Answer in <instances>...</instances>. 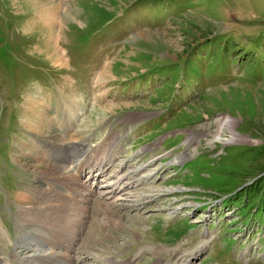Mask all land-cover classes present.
<instances>
[{"label":"rangeland","instance_id":"1","mask_svg":"<svg viewBox=\"0 0 264 264\" xmlns=\"http://www.w3.org/2000/svg\"><path fill=\"white\" fill-rule=\"evenodd\" d=\"M22 2L0 0L1 263L21 264L39 232L77 264H264V0H56L61 60L37 52L51 31L29 32L43 20ZM58 95L70 110L58 125L81 106L80 145L118 151L114 170L43 171L37 155L56 145L31 149L39 137L28 103ZM226 118L234 122L222 130ZM58 125L52 134L66 131ZM123 165L143 168L103 194ZM140 178L150 182L132 190ZM59 193L87 197L91 213L49 225Z\"/></svg>","mask_w":264,"mask_h":264},{"label":"bare ground","instance_id":"2","mask_svg":"<svg viewBox=\"0 0 264 264\" xmlns=\"http://www.w3.org/2000/svg\"><path fill=\"white\" fill-rule=\"evenodd\" d=\"M58 3L56 2V0H26L25 3L22 2V5L23 6H31L34 9H38L40 11V12L38 11L39 12L38 14H39L40 18L43 20V23L33 25L30 28L29 32H31V30H33V29H37V31H39V32L36 31L37 33L44 32L45 30L48 32L51 31L50 42L49 41L44 42V46L41 47L40 49L38 48L37 52L41 51V52L48 54V55L52 54L58 60H61L62 56L59 53V51L57 50V48L55 47V44H53V41H54L53 39L58 38L57 35L52 33L53 31H55V25L57 22H55V18H52V20H51V17H53V15L49 14L50 11L54 12L57 10ZM23 6H21V7H23ZM21 9H23V8H21ZM49 15H50V18H49ZM43 98H42L43 99L42 102L39 99L38 100L33 99L28 103V104H30L28 106V111L32 113V117H33V118L32 117L31 118H32V120L36 119V121L38 123V126L34 127V130L36 132H38V137H39V138H34L33 143H32V145L34 147L31 149H34V150L37 149L38 150V148L36 146L39 144H37L38 142H36V141H38L39 139L49 140V142L54 143L56 145V146H53V148L49 147L48 151L46 150V153L49 152V157L37 155V156H39L40 161H42L43 163L47 162V166L43 167L44 168L43 171L44 172L51 171L52 173L58 172L59 174L64 173V174H68L69 176L80 177V176H83V174L85 173V166H89L91 168L96 167V170H100V176L104 175L110 169L114 170V163H115L116 159L118 158L117 154L120 155V153H117L115 155L113 153H116L118 151H115L113 148H112L113 150L109 149L110 146H107L106 148H101V149H100V147L98 149L95 148V150L92 147H89L88 149H86L85 140H82L83 144L80 145V143L78 141L79 140L78 137L81 134V128L79 125H77L78 124L77 118L79 120V116L81 114V112L79 113V111L80 110L83 111V108L81 106H77L80 108L75 112L76 114H78L77 115L78 117H76L75 113L73 112L71 114L72 118H70L68 121L64 120V124L61 127L66 128V131L62 130L60 133L52 134L51 130L56 129V127H57L56 124L58 125L59 119H61V117L66 118L68 116L70 110L67 109V104H66L67 101H66L65 97H63L61 95L54 96L51 101L47 100L46 97H43ZM46 104H48V105H46ZM71 108H73V107H71ZM53 110H54L53 113H55L54 115H56V117H58V120L56 118L52 117L53 114L51 113V111H53ZM55 119H56V121H55ZM63 119H61V120H63ZM31 121H30V123H31ZM233 122H234L233 120L231 121V119L226 118L222 124V130L225 128V126H227L231 123L233 125ZM27 126H28V124H27ZM31 126L32 125L30 124V127ZM68 128H69V130H68ZM71 128H72V131H74V132H72V136H70V132H71L70 129ZM78 146H79V148H78ZM80 146H83V147L80 148ZM109 150L112 153L109 152L110 154H107L108 153L107 151H109ZM59 151H60V153L58 155H56L55 152H59ZM78 154H80L78 157V160H75V156ZM63 157L65 159L66 158L70 159L73 157L74 161L72 162L73 165H71V168H69L67 166H62L60 164L58 165L55 163H50L52 160L61 159ZM182 158H183V156L177 157V159H179V160H181ZM101 165H103V167H101ZM107 166H108V168H107ZM123 167H125V165L119 166V168L116 169L114 171V173L110 176V178H109L110 181L108 180V186L107 187L110 186V187H112V189L111 190L105 189L107 191H105L103 194L109 193V194L115 196L118 192L123 191V189H125V186L128 187V185L133 182V178L135 176H137L138 174H140V173H138V171L142 170V168H143V166H141V167L139 166V168H127L126 171L122 172L121 170L123 169ZM64 169H66L65 172H63ZM93 178H97V177H95L94 174H92L91 179H93ZM91 179H90V181H91ZM98 180H99V178H98ZM84 182L87 183L86 181H84ZM120 182H124L123 185L117 186ZM149 182H150V180H146V179L141 180V178H140L137 181L135 188L132 190H137V188H136L137 186H139L141 184H146ZM49 184H50L52 190H54V191H61L62 190L63 191L62 193L68 194L64 190L66 188V186H60V188L56 186V187L52 188V184L51 183H49ZM81 187L86 192V194H91L94 191L93 189L90 190V187L87 184L86 185L83 184ZM66 189L69 190V188H66ZM79 189H80V187L77 186L76 190H79ZM69 191H71V190H69ZM127 193H128V191L125 193L126 195H124L123 197L117 198L118 200L123 202L122 203L123 206L129 205V202H130L129 197H125V196H127ZM58 195H60V196L51 197V199L48 200V202L51 204L50 209L48 208L50 211V214L52 212H54V215H52V216L56 217V215H57V219L56 218L55 219L54 218L53 219H49V218L45 219V221L50 223L49 225H51V223H52L54 226H58V225L63 226L66 223H69L72 221V219H71V218H73L72 215L77 211L82 212L81 213L82 216L80 215V218H78V221L85 220L87 213L88 214H89V212L91 213L89 206L87 207V205H86L88 202L87 200H89L87 197H83L80 200L76 199V201H75L73 197H67V196L63 197L60 193ZM97 198H99V197H95V200H97ZM113 198H115V197H113ZM143 199H146V198L142 197V198H140V201ZM73 202L75 203V205L73 204ZM33 203H34V201L28 202V204H33ZM40 206H41V204H40ZM62 213H64V214H62ZM83 213H84V217H83ZM65 215H67V216H65ZM59 216L61 217L60 220L58 219ZM88 218H89V216H88ZM74 219H76V218H74ZM40 222H43V221H40ZM93 222H95L97 225H101V222L99 220H95ZM43 223H45V222H43ZM27 229H28V226H26L25 232L27 231ZM70 231H71V229H70ZM37 234L31 233L30 238H32L33 240H29V241H35V243L31 244L29 241H27V243H29V244H27V247H26V249L28 251H27V254H25L26 256L22 257L24 259H22L21 264H77L75 261H73L71 254H68V255L65 254V252L63 251V250H65V247L63 248L62 245H59L58 241H56L57 243L56 242H50V241L47 242L48 240L47 241L44 240L43 235H41V234L37 235ZM52 235H54L58 238L57 234H52ZM203 235L207 236L208 235L207 231H204ZM27 237H28V235L25 234L20 243L21 244L26 243V242H24V239ZM45 238H47V237H45ZM68 248H71V247H68ZM72 250H74V249H72ZM197 254L198 253L195 252L194 256H196ZM178 262H179L178 264H181V263L182 264H192L191 258L189 259L188 257L184 258V259H180ZM0 264H2L1 260H0ZM111 264H135V261L134 260L133 261H122V260L120 261L119 260V261L112 262Z\"/></svg>","mask_w":264,"mask_h":264}]
</instances>
